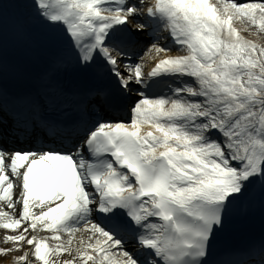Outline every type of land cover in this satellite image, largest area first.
I'll return each mask as SVG.
<instances>
[{"label": "snow or ice", "instance_id": "obj_1", "mask_svg": "<svg viewBox=\"0 0 264 264\" xmlns=\"http://www.w3.org/2000/svg\"><path fill=\"white\" fill-rule=\"evenodd\" d=\"M258 22L264 0H0V229L23 225L0 264H264ZM241 208L262 235L230 243Z\"/></svg>", "mask_w": 264, "mask_h": 264}, {"label": "bare ground", "instance_id": "obj_2", "mask_svg": "<svg viewBox=\"0 0 264 264\" xmlns=\"http://www.w3.org/2000/svg\"><path fill=\"white\" fill-rule=\"evenodd\" d=\"M214 2H215V1H214ZM168 54H169V55H173L171 52H169ZM9 212H11V214H12L13 210H9ZM22 229H23V225H22L21 228L18 229V230H19V231H22ZM3 233H11V231H10V230H5V229H0V236H1ZM4 245H5V244H4ZM4 245H3L2 240H1V238H0V248H5V247H9V246H10V245H7V246H4ZM24 250H25V251L28 250V246H27V245L24 246ZM68 258H70V257H68Z\"/></svg>", "mask_w": 264, "mask_h": 264}]
</instances>
